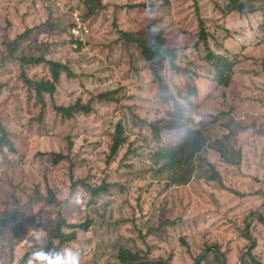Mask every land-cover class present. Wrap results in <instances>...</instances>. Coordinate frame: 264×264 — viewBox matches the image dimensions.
<instances>
[{
	"label": "rangeland",
	"instance_id": "1",
	"mask_svg": "<svg viewBox=\"0 0 264 264\" xmlns=\"http://www.w3.org/2000/svg\"><path fill=\"white\" fill-rule=\"evenodd\" d=\"M87 1L95 7V0H0V118L16 149L0 153V212L14 218L0 233V264H26L28 253L42 246L34 233L46 237L59 215L75 224L94 220L89 232H77V240L58 250L78 249L81 264H121L120 248L194 264L207 247L201 264H221L216 246L228 264H252L247 228L256 241L251 252L264 264V222L258 219L264 217V0H243L256 9L247 15L230 12L229 0L198 1L212 47L229 57L233 69L228 87H220L205 49L181 53L179 62L192 76L166 71L178 104L166 103L141 50L123 43L118 29L146 32L154 26L197 35V2L102 0L89 14ZM76 12L90 28L83 42L70 35ZM22 55L58 60L74 72H61L53 97L45 94L42 116L20 76ZM27 71L51 77L48 63L29 64ZM105 93L114 100L98 99ZM78 99L92 102L94 111L65 118L54 109L53 101ZM194 116L209 122L203 132L210 143L224 141L226 158L210 146L203 155L220 178L193 174L179 185L170 172L151 167L160 146L152 123L192 124ZM121 121L128 141L110 160ZM54 154L69 159L56 163ZM185 168L179 176L189 177ZM82 179L107 181L111 188L91 202L89 192L73 184ZM49 189L59 205L47 203Z\"/></svg>",
	"mask_w": 264,
	"mask_h": 264
},
{
	"label": "trees",
	"instance_id": "2",
	"mask_svg": "<svg viewBox=\"0 0 264 264\" xmlns=\"http://www.w3.org/2000/svg\"><path fill=\"white\" fill-rule=\"evenodd\" d=\"M96 5L92 7L89 1L86 2L88 7L87 12L89 14L96 13L102 6V0H95ZM198 6V18H199V32L197 35L188 34L183 31L177 30H157L154 26H151L146 32H130L124 29H118L120 34V40L123 43L135 44L138 49L141 50V54L144 58L146 66L152 71L154 78L159 83V94L164 98L166 103L178 104L177 99L170 90L166 71L170 67L173 71L185 72L188 77L192 76V71L184 68L179 62V56L188 50L205 49L207 53L206 61L212 66L215 72L214 81L220 87H228L230 80V73L233 69V62L227 55L217 52L210 43L211 33L208 29L207 23L201 15V10L198 5L199 0H195ZM229 11L239 12L241 15H247L254 13L256 9L250 7L243 0H229ZM139 5H148L146 3L139 2ZM73 24V21L71 22ZM28 31V30H27ZM26 32H24L23 35ZM17 36L21 38L22 36ZM16 38V39H17ZM20 61V76L25 85L29 89L31 99H34L35 105L40 107V115L44 114V110L47 106L45 94L49 93L52 97L56 91V85L60 81L61 72L65 70L69 75H74V72L69 68L67 64L58 60H48L44 56H26L22 55L17 57ZM48 63L51 72V77H33L28 74L27 66L29 64ZM198 94V91L195 90ZM100 100H114L108 93L98 96ZM190 100V97H187ZM54 109L62 117L73 118L77 114H90L94 111L92 102L87 104L78 99L76 102L63 105L57 104L53 101ZM41 118V117H40ZM197 124V127H193L192 124ZM192 124L183 120H168L164 123H152L153 131L156 134L159 143L158 149L153 154L151 167H160L162 171H168L171 173V178L177 184H185L188 182L190 176L196 174L200 178H208L215 180L220 178L221 174L215 166L206 160L204 157L205 151L213 146L217 149V152L221 154L222 158L225 157L226 144L222 139H218L210 143L205 136L203 129L210 124L204 121L202 118L194 116ZM126 131V125L121 121L113 136V142L111 144L110 160L116 158L122 147L127 144L128 135ZM10 132L0 118V153H6V149L15 152V143L9 137ZM231 140L229 136L226 137ZM225 146V147H224ZM215 149V150H216ZM56 163H61L63 160L69 159L68 156L63 154H54ZM198 160V164H195ZM205 163V164H203ZM207 165V166H206ZM186 167V168H185ZM208 167V168H207ZM185 168L189 177L186 175L179 176L178 169ZM73 184H80L90 194V201L96 202L100 195L107 192L111 188V183L103 181L102 183H94L87 180L74 181ZM234 194H238L234 191ZM47 203L59 205L60 201L56 195L49 189ZM259 221L264 222V217L258 215ZM14 218L12 215H8L5 211L0 212V233L6 232L10 229ZM167 223H176L173 220H167ZM94 220L87 218L84 222L69 223L63 215H59L57 221L48 230L46 239V246H44L45 252H55L71 242L77 240V232H89ZM66 229H70L67 232ZM245 238L249 241L247 254L252 264H261L253 254L252 249L255 246V238L251 235L249 229L245 230ZM208 247L195 258L194 264H201L206 259V250ZM215 256L221 264H228L225 254L221 251L219 246L214 248ZM118 258L121 264H170L169 260H151L148 256H142L140 253H133L130 250L120 248L118 251ZM23 262V261H22Z\"/></svg>",
	"mask_w": 264,
	"mask_h": 264
},
{
	"label": "clouds",
	"instance_id": "3",
	"mask_svg": "<svg viewBox=\"0 0 264 264\" xmlns=\"http://www.w3.org/2000/svg\"><path fill=\"white\" fill-rule=\"evenodd\" d=\"M34 238L42 246L28 253L26 264H81V253L78 249L73 252L71 248H65L63 254L45 252L46 239L43 234L36 232Z\"/></svg>",
	"mask_w": 264,
	"mask_h": 264
},
{
	"label": "built area",
	"instance_id": "4",
	"mask_svg": "<svg viewBox=\"0 0 264 264\" xmlns=\"http://www.w3.org/2000/svg\"><path fill=\"white\" fill-rule=\"evenodd\" d=\"M74 21L70 29V35L73 39L79 42L85 41V37L90 33V28L84 22L83 17L79 12L74 15Z\"/></svg>",
	"mask_w": 264,
	"mask_h": 264
}]
</instances>
